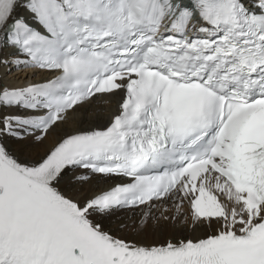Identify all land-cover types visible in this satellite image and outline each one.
<instances>
[{"label":"snow or ice","instance_id":"6c2138e0","mask_svg":"<svg viewBox=\"0 0 264 264\" xmlns=\"http://www.w3.org/2000/svg\"><path fill=\"white\" fill-rule=\"evenodd\" d=\"M0 264H264V0H0Z\"/></svg>","mask_w":264,"mask_h":264},{"label":"bare ground","instance_id":"6f19581e","mask_svg":"<svg viewBox=\"0 0 264 264\" xmlns=\"http://www.w3.org/2000/svg\"><path fill=\"white\" fill-rule=\"evenodd\" d=\"M107 115V113H105V116Z\"/></svg>","mask_w":264,"mask_h":264}]
</instances>
